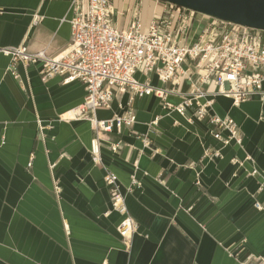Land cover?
Listing matches in <instances>:
<instances>
[{
  "label": "crops",
  "instance_id": "0c3cea01",
  "mask_svg": "<svg viewBox=\"0 0 264 264\" xmlns=\"http://www.w3.org/2000/svg\"><path fill=\"white\" fill-rule=\"evenodd\" d=\"M73 2L0 0V50L24 45L58 56L70 39ZM163 10L157 0H111L110 17L118 30L134 18L146 29ZM201 26L196 19L187 43ZM40 70L0 52V264H264V95L238 104L209 98V115L232 120L242 140L223 146L208 118L190 123L173 110L195 89L217 92L211 81L190 88L187 78L161 83L138 73L172 92L165 101L118 94L94 119L131 109L135 123L96 132L75 116L84 85L60 75L43 80ZM214 152L219 157H209ZM109 174L137 225L128 241L117 232Z\"/></svg>",
  "mask_w": 264,
  "mask_h": 264
},
{
  "label": "built area",
  "instance_id": "2783aa9c",
  "mask_svg": "<svg viewBox=\"0 0 264 264\" xmlns=\"http://www.w3.org/2000/svg\"><path fill=\"white\" fill-rule=\"evenodd\" d=\"M85 1V8L81 4ZM164 10L154 15L146 29L134 18L127 29L118 30L110 17L111 0H74V15L70 20V39L65 50L54 58L44 52L31 54L22 45L1 49L13 64L41 66L43 80L60 75L64 83L78 81L84 85L83 102L75 111L77 118L88 119L93 129L111 132L136 121L133 110L107 121H97L93 115L98 108L109 107L118 94L128 92L134 97L155 95L165 101L172 91L153 87L148 81L140 82L136 74L155 75L161 83H177L180 78L190 81V88L211 81L217 92L208 94L200 89L186 93L173 110L187 121L208 118L215 131L213 137L223 146L242 140L232 120H221L209 115L213 98L221 95L241 103L253 95H264V31L255 30L205 15L195 40L187 43L196 19L194 12L161 2ZM201 15V14H200ZM186 65V67H184ZM199 73L198 79L192 74ZM166 108L170 107L165 103ZM188 111L191 114L188 116ZM225 131L227 136L223 137ZM118 145L111 147L117 151ZM90 151L94 162H99V143L91 140ZM219 157L214 152L209 157ZM251 176L256 175L253 170ZM109 186L112 210L120 215L117 232L128 241L137 225L128 214L124 194L116 185L114 175L105 178ZM137 186L131 180L130 190ZM264 188V182L260 184ZM261 209L258 204H255Z\"/></svg>",
  "mask_w": 264,
  "mask_h": 264
},
{
  "label": "water",
  "instance_id": "95a60500",
  "mask_svg": "<svg viewBox=\"0 0 264 264\" xmlns=\"http://www.w3.org/2000/svg\"><path fill=\"white\" fill-rule=\"evenodd\" d=\"M223 22L264 31V0H157Z\"/></svg>",
  "mask_w": 264,
  "mask_h": 264
},
{
  "label": "rangeland",
  "instance_id": "374dc122",
  "mask_svg": "<svg viewBox=\"0 0 264 264\" xmlns=\"http://www.w3.org/2000/svg\"><path fill=\"white\" fill-rule=\"evenodd\" d=\"M195 19H198V21L199 20H203V22L206 20V17H204V16H202V15H200V14H195V17H194Z\"/></svg>",
  "mask_w": 264,
  "mask_h": 264
}]
</instances>
